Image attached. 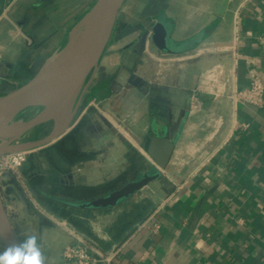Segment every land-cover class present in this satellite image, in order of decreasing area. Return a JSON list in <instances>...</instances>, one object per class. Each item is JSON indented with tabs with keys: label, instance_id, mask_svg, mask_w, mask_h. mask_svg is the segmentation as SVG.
I'll list each match as a JSON object with an SVG mask.
<instances>
[{
	"label": "crops",
	"instance_id": "crops-1",
	"mask_svg": "<svg viewBox=\"0 0 264 264\" xmlns=\"http://www.w3.org/2000/svg\"><path fill=\"white\" fill-rule=\"evenodd\" d=\"M68 2L0 0L1 87L12 90L37 71L27 61L37 42L55 50V12ZM130 18L137 25L128 30ZM156 20L169 24L182 53L152 44ZM65 24L59 31H68ZM110 37L91 83L97 92L77 119L76 131L85 130L81 144L71 125L28 150L17 176L0 174V198L18 239L36 235L46 264H75L61 255L77 242L68 230L104 253L117 249L118 264H264V92L260 106L232 98L252 75L264 83V0H124ZM164 127L175 133L161 169L168 185L148 183L108 207L74 204L105 195L124 171L154 169L146 148L152 129ZM49 149L52 156L55 151L52 173L23 169L32 155L38 165L46 161L39 156ZM24 198L44 218L40 233ZM61 209L72 210L68 219ZM82 215L91 217L90 227H79ZM152 222L159 223L156 232L148 228Z\"/></svg>",
	"mask_w": 264,
	"mask_h": 264
},
{
	"label": "water",
	"instance_id": "water-1",
	"mask_svg": "<svg viewBox=\"0 0 264 264\" xmlns=\"http://www.w3.org/2000/svg\"><path fill=\"white\" fill-rule=\"evenodd\" d=\"M123 2L94 0L72 25L64 45L48 56L26 82L0 95V155L47 145L69 129L97 70ZM170 30L166 21L156 20L151 26V42L164 53L180 54L183 48L173 43ZM28 108L38 110L28 118L21 117ZM47 123L50 124L49 129L42 135L20 140L32 128ZM174 134L167 127L155 128L146 148L148 156L156 165L154 169L143 171L137 168L134 176L119 188L99 198L74 204L93 208L112 206L138 193L151 181L160 179L161 169L167 168L173 152ZM24 201L28 212L38 217L40 233L44 218L26 198ZM20 241L0 198V242L3 246L0 251Z\"/></svg>",
	"mask_w": 264,
	"mask_h": 264
},
{
	"label": "rangeland",
	"instance_id": "rangeland-1",
	"mask_svg": "<svg viewBox=\"0 0 264 264\" xmlns=\"http://www.w3.org/2000/svg\"><path fill=\"white\" fill-rule=\"evenodd\" d=\"M55 2H56V0H55ZM86 2H87V0H69L68 4L66 3V8L65 9H60V10L55 12V33H54V37H53V38H55V50L59 49L60 47H62L64 45V43L67 40V35H68V33H67L68 31L66 33H63L62 31H59V28H60L59 24L64 22V24L66 23L65 25L68 26V28H71L72 25L77 20V18L80 16L79 13L83 10ZM73 14H75L76 17H77L75 19V21H74V16L75 15L73 16ZM135 23H136L135 19L130 18L129 22L126 25L127 29L128 30L129 29H133L135 27L134 26ZM135 25H137V24H135ZM145 25H146V23H145ZM50 37H51V35L45 41L49 40V42H50V40H51ZM59 38H60V41L58 42ZM108 41H112V38L109 37ZM44 44H45V42H37L34 47H32L31 49H28V52H27L28 60L27 61H29V60L30 61H35L34 64L31 65L32 68H35V69L39 68V66L43 63V61L55 51V50H52L51 48L43 47ZM23 61H25V60L23 59ZM22 68H23V65H19L18 71H21L22 73L21 72L19 74L17 73L16 76L22 77V74H25L23 72ZM93 79H94V77H93ZM9 89H10L9 87H3V86L1 87L0 86V93H2L4 91H8ZM48 129H49V127H48ZM81 131L77 132V138H78L77 142H79L80 144H81V142L84 139L82 133H84L85 130L83 129ZM79 146L83 147L82 145H79ZM128 146H129V154H132L134 152V149H133V147L130 144ZM48 148L46 150H48ZM37 152H41V151H36V152H34V154H37ZM49 153H50V155L52 154L50 149H49V151H43L42 154L45 157L44 156L41 157V155L39 156L40 159H42V158H46L47 159L46 161H44L42 159L43 161H41L40 165H38L37 162H36V157L37 156L36 155H34V156L32 155L30 157L28 163L23 166V169H32L33 172H34L33 175H36V176H37V174H41V173H48V174L52 173V171L55 169V165L54 166L52 165V164H54L53 163L54 162L53 161V157L55 155V151H53V153H54L53 156L52 155L50 156ZM31 154H33V153H31ZM39 154H41V153H39ZM50 160H52V161H50ZM18 170L20 171V167H19ZM135 170L136 169H132V170H130L128 172L124 171V173H120L116 177L111 179L109 181V183H108V187H107L108 190H110V188H112V187L120 186L121 184H123V182H125L126 180L130 179L131 177H133L134 174H135ZM109 172H110L109 173V177H110L112 173H111V171H109ZM38 176H40V175H38ZM32 179H33V182H36V180H38L37 182H39V179L37 177H35V176H33ZM40 181H41V179H40ZM167 182H168L167 179H164V177L162 176L160 179L151 181L149 183V186H150V188L152 186H156V185L157 186H160V185H165L166 186V185H168ZM30 187H33V190H32L33 193L36 192V188H34V186H32V183H31ZM142 202H143V200L140 201V203H139L140 205L139 206L143 205ZM39 203H40L41 206H43L48 211H51L52 209H54L53 208L54 206L51 205L50 202L40 201ZM127 206H129V205H127ZM50 207L52 209H50ZM53 211H55V209ZM124 212H125V209H124ZM58 213L61 216L66 217V219H68L67 215L72 213V210L71 209H61V210H58ZM83 217H84V215H82V218H80V217L78 218L77 217V219L79 220L78 221L79 222V227L81 229L90 227L91 226L90 225V221H92L91 217L89 215L86 218H83ZM97 220H98V218H97ZM2 247L3 246H2V244L0 242V249H2Z\"/></svg>",
	"mask_w": 264,
	"mask_h": 264
},
{
	"label": "built area",
	"instance_id": "built-area-1",
	"mask_svg": "<svg viewBox=\"0 0 264 264\" xmlns=\"http://www.w3.org/2000/svg\"><path fill=\"white\" fill-rule=\"evenodd\" d=\"M263 92V81L257 75H252L249 80V86L234 91L232 98L244 104L260 106L263 102ZM190 105L192 107L196 106L194 97H192ZM26 155L27 151H17L0 155V174L10 172L17 176V171L25 161ZM148 228L151 232H156L159 229V223L152 222L148 225ZM68 232L77 242L64 246L61 254L63 260L73 261L75 264H118L117 249H112L104 253L94 248V246L89 245L73 231L68 230Z\"/></svg>",
	"mask_w": 264,
	"mask_h": 264
},
{
	"label": "clouds",
	"instance_id": "clouds-1",
	"mask_svg": "<svg viewBox=\"0 0 264 264\" xmlns=\"http://www.w3.org/2000/svg\"><path fill=\"white\" fill-rule=\"evenodd\" d=\"M0 264H46V256L38 237L30 235L0 251Z\"/></svg>",
	"mask_w": 264,
	"mask_h": 264
},
{
	"label": "flooded vegetation",
	"instance_id": "flooded-vegetation-1",
	"mask_svg": "<svg viewBox=\"0 0 264 264\" xmlns=\"http://www.w3.org/2000/svg\"><path fill=\"white\" fill-rule=\"evenodd\" d=\"M96 73V72H95ZM95 75V74H94ZM94 77V76H93ZM93 77H92V79L90 80V82H89V84H88V86H87V89H86V91H85V93H84V95H83V97H82V99H81V102H80V104H79V107H78V109H77V112H76V114H75V116H74V118H73V121H72V123H71V125H73V127H72V130H71V134H75L77 131L76 130H78V125L80 124V122H82V118L79 120V121H77V119H78V116H79V113H80V111H81V109L83 108V106H84V102L86 101V102H88V96H89V94L90 93H92V92H97L96 91V89H93V85L91 84L92 83V81H93ZM93 102H95V103H98L99 102V100L98 99H96V96H95V98H94V100H92ZM89 104V103H88ZM92 104V103H91ZM38 110V108H28L23 114H21L20 116L21 117H23V118H28V117H30L31 115H33L36 111ZM49 123H47V124H42V125H38V126H36V127H34V128H32L31 130H29L28 132H26L22 137H21V139L20 140H29V139H32V138H35V137H38V136H40V135H42L43 133H45V131L48 129V127H49ZM162 129V128H161ZM154 128L152 129V131H151V133H152V135H153V132H154ZM112 132V131H111ZM27 156V155H26ZM139 169H142L143 171H149V170H152L151 169V167H147L146 165L144 166V167H140ZM127 181V180H126ZM125 182H123V184H124ZM123 184H121V185H123ZM117 188H119V187H114V188H110V190L109 191H111V190H115V189H117Z\"/></svg>",
	"mask_w": 264,
	"mask_h": 264
},
{
	"label": "trees",
	"instance_id": "trees-1",
	"mask_svg": "<svg viewBox=\"0 0 264 264\" xmlns=\"http://www.w3.org/2000/svg\"><path fill=\"white\" fill-rule=\"evenodd\" d=\"M94 2V0L92 1V3ZM92 3L82 12V14L77 18V20L89 9V7L92 5ZM76 20V21H77ZM75 21V22H76ZM70 29V28H69ZM69 29H68V31H69ZM68 33V32H67ZM57 50V49H56Z\"/></svg>",
	"mask_w": 264,
	"mask_h": 264
}]
</instances>
